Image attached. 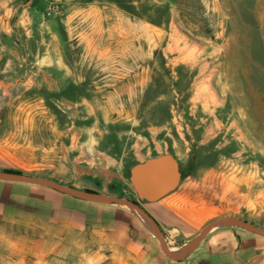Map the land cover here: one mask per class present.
<instances>
[{"label": "rangeland", "instance_id": "1", "mask_svg": "<svg viewBox=\"0 0 264 264\" xmlns=\"http://www.w3.org/2000/svg\"><path fill=\"white\" fill-rule=\"evenodd\" d=\"M0 127L4 170L81 191L143 138L223 163L264 230V0H0Z\"/></svg>", "mask_w": 264, "mask_h": 264}, {"label": "crops", "instance_id": "2", "mask_svg": "<svg viewBox=\"0 0 264 264\" xmlns=\"http://www.w3.org/2000/svg\"><path fill=\"white\" fill-rule=\"evenodd\" d=\"M2 141L0 136V169H6L14 161ZM131 151L134 165L153 155L173 156L180 172L178 187L156 202L140 201L129 181V170L123 176L116 174L117 180L109 179L101 189L82 191L137 203L157 224L165 244L170 240L174 249H181L220 217L258 223L249 218L253 180L248 173H235L223 163L201 167L196 161L188 163L183 172V161L154 138H143ZM22 167L29 169L30 163ZM142 217L126 206L0 180V264H162L167 260L175 264H264V237L230 226L212 229L182 261L170 260L161 251L149 221L147 226Z\"/></svg>", "mask_w": 264, "mask_h": 264}, {"label": "water", "instance_id": "3", "mask_svg": "<svg viewBox=\"0 0 264 264\" xmlns=\"http://www.w3.org/2000/svg\"><path fill=\"white\" fill-rule=\"evenodd\" d=\"M4 87V86H3ZM129 181L137 199L146 203L156 202L174 191L180 181L178 162L171 155H162L147 159L145 162L134 165L129 172ZM0 180L30 183L54 189L75 198L103 204H117L129 207L145 217L155 235L159 239L161 251L173 261H182L191 254L212 229L216 227H239L245 231L264 237V230L236 216L220 217L212 221L196 235L179 252L173 253L166 246L159 227L149 215L135 202L117 196L103 195L88 191H80L66 187L56 181L13 172L0 171Z\"/></svg>", "mask_w": 264, "mask_h": 264}, {"label": "trees", "instance_id": "4", "mask_svg": "<svg viewBox=\"0 0 264 264\" xmlns=\"http://www.w3.org/2000/svg\"><path fill=\"white\" fill-rule=\"evenodd\" d=\"M1 171H5V172H13V173H18V174H22L21 172H19V171H14V170H1ZM86 191H88V190H86Z\"/></svg>", "mask_w": 264, "mask_h": 264}, {"label": "bare ground", "instance_id": "5", "mask_svg": "<svg viewBox=\"0 0 264 264\" xmlns=\"http://www.w3.org/2000/svg\"><path fill=\"white\" fill-rule=\"evenodd\" d=\"M142 219H143L144 223L147 224V226H148V221H147V219H146L145 217H142Z\"/></svg>", "mask_w": 264, "mask_h": 264}, {"label": "built area", "instance_id": "6", "mask_svg": "<svg viewBox=\"0 0 264 264\" xmlns=\"http://www.w3.org/2000/svg\"><path fill=\"white\" fill-rule=\"evenodd\" d=\"M173 243H171L170 240H168V243L166 244V246L172 245Z\"/></svg>", "mask_w": 264, "mask_h": 264}]
</instances>
